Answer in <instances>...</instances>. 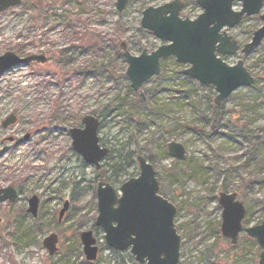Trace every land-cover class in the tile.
I'll list each match as a JSON object with an SVG mask.
<instances>
[{"label":"rangeland","instance_id":"obj_1","mask_svg":"<svg viewBox=\"0 0 264 264\" xmlns=\"http://www.w3.org/2000/svg\"><path fill=\"white\" fill-rule=\"evenodd\" d=\"M172 1L128 0L118 12L116 0H25L0 15V56L46 58L0 75V189L18 194L0 204V264H138L129 251L109 248L103 231L92 227L97 184L119 191L138 174L135 164L105 180L109 158L119 150L152 156L159 193L177 210L179 264H252L255 253L257 262L260 250L245 234L236 246L221 236L218 194L236 193L245 226L264 219V40L246 56L238 51L224 58L229 65L242 60L254 83L230 95L217 116L213 88L184 77L187 67L174 58L133 92L122 46L134 56L160 46L141 28L142 12ZM182 1L180 17L200 14L196 0ZM261 25L256 15L227 31L241 48ZM9 115L16 122L3 128ZM87 115L99 120V145L109 150L97 168L71 146L69 130L80 128ZM170 142L183 146L184 161L168 155ZM32 196L36 217L26 212ZM65 202L68 210L58 221ZM88 230L98 249L94 261L85 259L79 238ZM50 234L58 237L51 256L42 245Z\"/></svg>","mask_w":264,"mask_h":264},{"label":"water","instance_id":"obj_2","mask_svg":"<svg viewBox=\"0 0 264 264\" xmlns=\"http://www.w3.org/2000/svg\"><path fill=\"white\" fill-rule=\"evenodd\" d=\"M24 0H0V14L19 5ZM128 0H116L118 12ZM201 13L194 19L180 17L184 8L182 0L147 7L142 12L140 26L161 42L155 50L142 49L134 56L123 48V58L127 63L125 76L129 86L137 92L143 84L161 73V61L174 58L178 64L186 65L182 74L203 86H212L216 93L215 106H220L229 96L242 87H250L254 78L244 66L242 60L229 65L224 57L235 56L238 51L250 54L264 40V13H261L264 0H196ZM234 4H240L234 10ZM259 16L263 24L252 33L251 39L239 49L236 39L228 34V29L238 26L244 17ZM32 62L45 63L42 55L18 57L12 52L0 56V75L12 68ZM16 122L9 115L2 122L5 128ZM80 128H71L69 134L72 149L83 161L98 167L109 154L107 148L99 145V120L87 115L81 119ZM195 128H190L194 130ZM198 130V129H197ZM168 155L184 161L185 149L177 142L167 145ZM138 175L123 182L119 191L109 183L97 184L95 196L97 216L94 225L104 233L105 244L117 251L129 250L138 264H179L181 237L175 228L176 207L159 194V182L152 164L142 155L136 157ZM18 197L11 187L0 189V204L14 202ZM27 213L37 214L38 200L32 196L28 201ZM218 204L221 213V236L236 245L240 233L254 240L260 248L256 264H264V219L260 224L242 226L246 210L237 200L236 193L220 192ZM63 204L59 212L60 220L68 210ZM83 254L87 261L97 257L96 240L92 231L80 234ZM58 237L50 234L42 241L43 247L51 256L57 251Z\"/></svg>","mask_w":264,"mask_h":264},{"label":"trees","instance_id":"obj_3","mask_svg":"<svg viewBox=\"0 0 264 264\" xmlns=\"http://www.w3.org/2000/svg\"><path fill=\"white\" fill-rule=\"evenodd\" d=\"M185 77V76H184ZM188 78V77H186ZM210 87V86H209ZM132 90V89H131ZM142 100L145 99V97L141 96L140 97ZM215 106V105H214ZM221 107L222 105L220 106H215V113H214V116H217L218 112L221 110ZM214 123V121H213ZM190 128H195V127H190ZM215 130V123L212 125V132ZM192 131H195L197 133H199V130H197V128H195L194 130ZM144 150H141L139 151L138 154H135V152H131V151H127L126 153L122 152V151H118V154H116L115 156H111V158H109V160L112 161L111 165L107 168L109 175L108 177L105 179L106 181L110 178H113L114 180L117 179L118 176H120L121 174H124L126 169L129 168V167H132L134 166L135 164H137L136 162V157L138 155H141L142 152ZM111 153V152H110ZM145 157V156H144ZM146 160L153 165V162H152V156L149 155L148 157L146 156L145 157ZM264 163V162H263ZM259 163L257 164V166L259 167ZM154 166V165H153ZM103 178H104V174H103ZM247 224V221L244 220V225ZM94 227V225L92 226ZM247 243H251L252 245H256V243L254 242V240H251L250 238H245ZM253 260H252V264L253 262L255 261L256 257H257V254L255 253V255L253 256Z\"/></svg>","mask_w":264,"mask_h":264},{"label":"bare ground","instance_id":"obj_4","mask_svg":"<svg viewBox=\"0 0 264 264\" xmlns=\"http://www.w3.org/2000/svg\"><path fill=\"white\" fill-rule=\"evenodd\" d=\"M20 149H21V148H20ZM20 149H19V150H20ZM19 150H18V151H19ZM16 157H17V156H16Z\"/></svg>","mask_w":264,"mask_h":264}]
</instances>
